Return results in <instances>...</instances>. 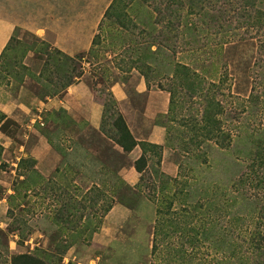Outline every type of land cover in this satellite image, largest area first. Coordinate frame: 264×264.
Listing matches in <instances>:
<instances>
[{
	"label": "rangeland",
	"instance_id": "obj_1",
	"mask_svg": "<svg viewBox=\"0 0 264 264\" xmlns=\"http://www.w3.org/2000/svg\"><path fill=\"white\" fill-rule=\"evenodd\" d=\"M81 1L0 0V15L12 12L24 16L21 22L24 25L16 27L6 50L0 54V92H11L13 97L30 106L33 101L45 100L52 92L51 81L56 82L58 75L45 52L54 55L56 48L32 30L33 26L49 21L36 17L39 8L45 6L54 14L52 21L61 22L54 31L67 49L66 54L71 55L69 52L74 53L77 48L84 50L71 56L89 52L92 40L99 35L93 56H86L96 63L92 66L84 63V66L88 74L85 81L93 84L91 76L94 82L102 84L93 89L96 87L95 91L104 99L105 120L101 129L106 133L111 130L105 135L113 133L110 125L123 110L107 88L120 83L130 96L124 113L134 129L146 137L148 126L162 125L166 140L160 148L147 147L145 152L151 156V164L137 185L131 186L123 176L124 170L133 165V159H125L118 173L133 191L126 195L125 205L116 198L114 204L105 203L103 194L112 195V186L100 180L102 164L108 162L109 154L96 149L100 141L113 147L111 140L95 133L84 118H74L63 110L45 112L41 116L42 124L35 127L47 139L49 135L53 144L48 141L51 152L44 153L45 160L37 172L22 170L24 176H19L18 167L12 166L11 160L17 155L13 151L8 156L10 163L3 161L0 165V264H7L8 254L23 253L45 258L50 264H169L165 261V245L157 255L152 251L157 208L164 211L169 208L165 203L167 197L173 200L174 206L167 214L163 213L166 219L174 216L171 212H176L184 218L189 215L188 225L208 222L215 227V235L201 241L198 247L193 245L196 247L193 252L188 248L186 254H192L189 264H234L237 258L230 257L229 244L238 237L228 229L232 214L240 205L231 207L233 199L239 202L233 184L249 163L246 153L253 150V145H248L252 143L249 139L257 138L264 131V101L259 108H253L249 98L253 89L264 98V62L261 66L256 59V51L264 45V38L255 37L246 42L238 41L242 33L239 31L238 36L232 35L234 31L216 34L214 27H207L199 15L192 18L198 26L192 31L194 36L189 34L187 38L186 34L167 30L164 25L167 22L157 16L158 12H153V7L135 3L127 9V27H117L104 20V13L113 0ZM233 1L228 10L237 7ZM213 3L209 0L205 4L212 6ZM189 5L187 1L184 6L188 9ZM220 6L224 4L220 2ZM180 29L184 30L183 26ZM192 48L199 51L192 54L189 50ZM178 63L210 71L204 76L217 84L224 71H228L229 78L221 84L218 95L228 107L224 121L235 130L230 149L221 150L213 140L195 138L199 131L194 126L199 128L201 119L200 98L179 93L173 113L169 110L168 114H162L146 110L147 99L136 95L139 86L145 82L148 88L149 82L148 89L165 92L171 98L167 89L178 84L173 78ZM230 107L240 113L244 108L247 111L238 121L230 119ZM252 109L257 110L252 118L255 125L249 129L246 125L249 121L243 118ZM12 130L15 148L18 144L24 145V130ZM92 139L96 144L90 146ZM35 140H29L27 147L31 148ZM246 146L250 147L248 151ZM60 149L71 155L65 157ZM76 150H79L78 158ZM204 153L208 163L201 158ZM188 192L190 198L184 199ZM199 201L204 202L203 208L192 216L193 207ZM111 204L109 212L104 213V208ZM116 206L122 211L116 213L114 220L108 215ZM182 230L168 240L171 248L182 249Z\"/></svg>",
	"mask_w": 264,
	"mask_h": 264
},
{
	"label": "trees",
	"instance_id": "obj_2",
	"mask_svg": "<svg viewBox=\"0 0 264 264\" xmlns=\"http://www.w3.org/2000/svg\"><path fill=\"white\" fill-rule=\"evenodd\" d=\"M187 1L190 3L188 9L184 6ZM208 1L209 0H113L105 12L104 20L111 21V23L117 27L126 28L125 17L127 16V9L129 6L133 5V3L138 5L146 4L150 5L149 7H153V12H158L157 16L160 15L162 19L167 22L164 24L167 30L186 34L187 38L189 34L194 36L192 31L196 30L198 27L192 22V18L195 15L201 16V20L205 22L207 27H214L216 34L234 31L232 35L238 36L239 33L237 32L239 31L242 33L238 41L245 40L246 42L255 39V37L258 38V40L264 38V0H235L232 3L234 4L237 2V7L233 10H228L230 1L232 0H210L214 2L212 6L205 4ZM220 2L224 4L223 7L220 6ZM231 6L233 5L231 4ZM185 8L187 11H185ZM179 12H187V15L182 16ZM207 17L208 19H206ZM101 24L99 27H101ZM182 26L184 30L180 29ZM98 38L99 35L94 37L89 52L80 53L76 56H69L58 49H54L56 55L55 52L54 55L45 52V55L51 61V65L54 66L56 74L58 75V80L56 82L51 81L52 92L49 96L59 95L69 86L79 82L86 73L84 63H89L91 66L95 65L96 62L88 60L86 56H93V50L95 49L93 46H95ZM186 45H189V41L186 42ZM195 49L196 48H192L189 50L193 54V52L199 51ZM262 51H264L263 44L259 46L256 51V59L261 66L262 61L264 62V54ZM204 74H210V71H201L197 66L191 67L185 63L177 64L173 78L177 80L178 84L172 89H167L171 95L172 106L170 108V113H173L175 109L177 94L185 93L187 97L200 98L201 119L198 122L199 128L194 126V129H198L199 131L196 133L195 138L213 140L215 146L219 149L228 150L233 145L235 130L227 126L226 121H224L223 117L227 115L228 107L219 100L218 95L221 93V84L229 78L228 71H224L218 84L210 82L208 76H204ZM158 87L164 90L161 85ZM148 88H150L149 82ZM107 89L109 95L114 99L109 88ZM255 90L256 89L252 90L249 97L250 103L253 108H259L264 98L262 94ZM246 111L247 110L244 108L240 113L237 109L230 107V119L239 121L242 119V113ZM256 111L252 109V111H249L248 115L243 118L245 122L249 121V123H246L249 129L255 125L253 124L255 123V119L252 118H254ZM39 123L42 124V122ZM12 124H15V122L8 119L6 115L0 112V129L10 137H13L15 133L14 130L10 128ZM110 126L114 128V130L109 136L105 134H109L111 130H108V133H106L103 129L96 130L91 127L95 133L98 132L101 136L104 135L107 139L111 140L113 144L112 147V145L100 141L96 149L102 151L103 154H109L108 162H104V164L100 162V164H102L103 173L100 181L104 182L107 186H112V188H110V190H112V195L106 196L103 194V198L105 203L112 202L114 204L116 198L118 203L125 205L127 199L126 195H129L133 189L118 173V171L124 167L123 162H126L125 159L129 158V154L140 145L144 154L135 162V168L143 176V173H145L148 168V161L145 156L147 147L155 149L160 148V146L146 142H138L130 131L124 116L120 113ZM240 133L241 132H239L238 135ZM249 140H251L250 142L252 143H248V145H253V150L246 153V156L248 154L249 163L240 175L238 182L235 185L233 184V189H235V193H237L239 197V202L237 203V198L233 199L231 207H235L237 204L240 205L239 210L232 214V219L230 221L231 225L228 229L229 233L237 235L238 237V239L236 238L237 240L231 241L229 244L230 257L237 258L234 264H264V131L257 136V138H250ZM48 141L53 144L49 135ZM88 144L93 146L96 144V141L92 139ZM116 146H119V148ZM249 148L246 146L247 151ZM60 151L65 157L71 155L64 152L62 149H60ZM73 151H75V148ZM76 154L78 158L80 155L79 150H76ZM201 158L204 163H208L205 153L201 155ZM36 163L37 161L31 157L22 158L18 164V171H20L19 176H24L22 170H25V172L30 170L37 172L35 168ZM81 166L82 165H80V167ZM83 166L85 168L84 164ZM81 171L82 170H80V172L78 171L77 174H80ZM112 174L114 176H112ZM15 191L17 190L14 189V192ZM189 198L190 193L188 192L184 195V199ZM91 201L93 202V200ZM165 203H167L169 207L165 211L162 210L163 208H157V217L153 232V254L157 255L156 252L165 245L167 248L165 261H168L169 264H189L192 259V254H186L188 248H191L193 252V249L201 245V241L207 240L215 235L214 224L204 222L200 226H194L193 223L188 225L189 215H185L184 218L180 217L181 213L176 212H171L176 216L175 218H173V216L172 218L166 219L163 213L167 214L170 209H173L174 204L173 200L169 197L165 199ZM203 203L204 202L199 201L195 204L192 216L203 208ZM111 206L112 204L104 208V213L109 212ZM184 211L189 212V209L185 208ZM179 228L181 230L184 229L182 230L183 236L181 242L183 247L181 250L176 249V247L171 248L168 241L173 235L180 231ZM218 231L219 230L216 232ZM0 232L2 234V231ZM167 241L168 245L166 244ZM195 244H197V246L193 248L192 246ZM185 245L186 247L184 248ZM6 258L7 264H50L45 258L28 253L17 255L8 254ZM231 258H229L230 261H232Z\"/></svg>",
	"mask_w": 264,
	"mask_h": 264
},
{
	"label": "crops",
	"instance_id": "obj_3",
	"mask_svg": "<svg viewBox=\"0 0 264 264\" xmlns=\"http://www.w3.org/2000/svg\"><path fill=\"white\" fill-rule=\"evenodd\" d=\"M78 1L82 2L81 0ZM39 10L40 13L36 17L38 19L49 21H46V23H42L41 25L33 26L32 30L34 31L35 35L43 39V41L46 43L52 45V47L62 51L63 53H68V51H66L67 49L59 42V34L54 31L56 29L54 27L61 24V22H53L52 18L54 17V14L52 13V10L48 11L45 6H41ZM23 18V15L12 14V12L0 15V54L6 50V47L14 35L16 27L22 24L21 22H23ZM16 19L18 22L15 21ZM22 25H24V23ZM61 33L65 35V32ZM75 50L76 51H74V53L69 52V54L74 55L83 51L84 49L77 48ZM87 75L88 74L85 73L79 82L69 86L59 95H47L45 100L33 101L31 106L23 101L20 102L17 97L12 96L13 93L11 92L6 90L0 92V112L6 115L8 119H11L15 122V124L10 126L11 129L15 128L24 130V133L22 134V140L25 141L24 145L18 144L15 148V140L0 129V165L3 163V161L10 163L8 156H11L13 151L14 153H17V155L15 160H11L12 166L14 165L18 167V164L22 158L31 157L37 161L35 166L36 170L39 169L41 163L45 160L44 153L49 154L52 149L48 139L40 135L35 127L39 123L37 122V117H41L45 112L63 110L68 112L74 118H84L93 129L100 130L102 128L105 103L104 99L99 95V92L95 91L96 87L93 89L94 86L100 87L102 84L100 85L99 83H96V81L94 82L91 76H89V79H91L93 84L90 82L87 83L85 81V79L88 77ZM109 91L123 109L122 114L126 120V123L138 142H146L158 146H162L165 143L166 129L162 125L148 126L150 130L146 137H141L138 133L139 130L137 128L135 130L131 125V121L128 119L126 113H124L125 104H130V96L124 89V85L115 83L110 87ZM136 95L144 96L147 99V103L145 105L146 110H155L162 114H168L172 106H170L171 98L167 93L150 90L147 88L145 82L139 86ZM144 127L147 126L145 125ZM31 139L36 140L32 147L28 148L27 142ZM116 147L119 148V146ZM143 154L144 151L140 145H138L129 154V158L133 159V165L130 169L124 170L123 176L127 183L131 186L137 185L141 177V174L135 168V162L141 158ZM145 156L148 161L149 168L151 164V156L146 152ZM48 174L43 173L45 176H49ZM121 211L122 210L116 206L113 208L111 212L112 214L110 213L108 217L113 216V219L116 220V213H120Z\"/></svg>",
	"mask_w": 264,
	"mask_h": 264
},
{
	"label": "built area",
	"instance_id": "obj_4",
	"mask_svg": "<svg viewBox=\"0 0 264 264\" xmlns=\"http://www.w3.org/2000/svg\"><path fill=\"white\" fill-rule=\"evenodd\" d=\"M41 117H37V122H41Z\"/></svg>",
	"mask_w": 264,
	"mask_h": 264
}]
</instances>
